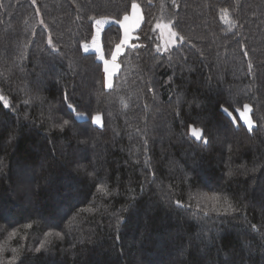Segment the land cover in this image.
I'll use <instances>...</instances> for the list:
<instances>
[{
  "label": "trees",
  "instance_id": "trees-1",
  "mask_svg": "<svg viewBox=\"0 0 264 264\" xmlns=\"http://www.w3.org/2000/svg\"><path fill=\"white\" fill-rule=\"evenodd\" d=\"M136 2L107 88L132 0H0V264H264V0Z\"/></svg>",
  "mask_w": 264,
  "mask_h": 264
},
{
  "label": "snow or ice",
  "instance_id": "snow-or-ice-1",
  "mask_svg": "<svg viewBox=\"0 0 264 264\" xmlns=\"http://www.w3.org/2000/svg\"><path fill=\"white\" fill-rule=\"evenodd\" d=\"M149 2H151V0H149ZM32 3L35 4L36 0H32ZM39 9H37V15H39ZM144 22V15L142 14V9H141V5L138 4L136 2V0H132V3L130 5V12H125V14L123 15V17L121 19H112V20H95L93 27L95 28V32L93 34V43L96 45V50L98 52H102V43L104 40V34H105V29L104 26L105 25H115L118 24L119 25V29L122 30V35L119 37V42L114 44V47L111 50V61H109L108 59H105V57L103 56V54L100 55V60H102L103 64H104V73H105V87L107 88H111V83L108 82L109 78L113 75H115V71H110L108 65L109 63H111L113 70H117L119 68V64H118V59L119 57L124 53L125 49L127 47H132V48H138V47H143V45H139V44H130V41H132L133 39H139L138 36L134 37L133 33L139 29L141 27V24ZM41 23H43V21H41ZM176 24H178V21L176 22ZM175 27V25L173 24L172 21H170L168 24H160L157 23L154 28L153 31H155L156 29H160V36L163 37L164 36V29H167V39L161 44V43H155L154 47H155V52L156 53H160V52H165V53H172L174 52L176 49H178L179 47H182L183 44L186 42L185 37L183 35H181L178 31L173 30V28ZM45 28L47 29V25H45ZM229 31H231V29H229ZM236 35H240L239 33H236ZM152 37H149V40H151ZM47 43L48 45L51 47L52 46V37L51 35H49L48 39H47ZM85 50H87V48L85 47ZM247 52H245V56H247ZM249 70L251 71L252 69V64L249 63L248 65ZM151 90V89H149ZM65 102L68 101L69 97L68 94H65ZM0 101H2L4 103V106L7 108L9 106L8 101L5 99V97L0 96ZM67 107L68 109H71L72 111H76V109L74 108L72 103H67ZM222 110L230 117H232V113L228 111V108H225L223 106H221ZM251 106L249 104H244L243 105V111H241L240 108L236 109V112L239 113L241 119L244 120V123L247 125L248 130L252 131L253 127H254V122L252 121L251 117L247 115V113L251 112ZM76 119H87L83 113H77ZM65 124L68 123V121H64ZM92 123L93 125L96 126H100L102 127V118L99 115H95L92 117ZM232 123L235 124L236 123V119L235 117H233L232 119ZM189 133L192 137L195 138L196 141H201L203 140V143L207 144L208 140L207 138L204 136L203 134V130L199 129V128H194L192 125H189ZM213 199H219L218 197H213ZM178 206H182L180 205L179 201H176ZM225 203H228L227 200H225ZM197 207H199V205H197ZM229 210L231 209V205H228ZM218 211V209H215ZM205 211V215H207V208L204 209ZM28 227H31V225H29ZM255 227V226H253ZM13 235L15 234L14 232L12 233ZM47 235V234H46ZM57 235H59V233H57ZM117 239H119V237H117ZM41 247H43V244L41 245ZM40 249L37 248V251H39Z\"/></svg>",
  "mask_w": 264,
  "mask_h": 264
},
{
  "label": "rangeland",
  "instance_id": "rangeland-1",
  "mask_svg": "<svg viewBox=\"0 0 264 264\" xmlns=\"http://www.w3.org/2000/svg\"><path fill=\"white\" fill-rule=\"evenodd\" d=\"M161 31V30H160ZM164 31V36L162 37V39H163V41H165L166 39H167V29H164L163 30ZM91 47H93L94 49H96V45L93 43L92 45H91ZM92 48V49H93ZM102 53L101 52H99V55H101ZM100 57V56H99ZM109 65H111V63H109ZM108 65V66H109ZM115 71V70H114ZM109 82V81H108ZM241 111H243V109H241ZM237 113V112H236ZM247 115L248 116H250V113H247ZM100 116V115H99ZM234 117V115L232 114V118ZM236 119V118H235ZM238 120H240L242 123H244V120L243 119H241V117H240V115H239V113H237V119H236V123H237V121ZM245 124V123H244ZM246 125V124H245ZM247 126V125H246Z\"/></svg>",
  "mask_w": 264,
  "mask_h": 264
},
{
  "label": "crops",
  "instance_id": "crops-1",
  "mask_svg": "<svg viewBox=\"0 0 264 264\" xmlns=\"http://www.w3.org/2000/svg\"><path fill=\"white\" fill-rule=\"evenodd\" d=\"M108 67H109L110 71H114L113 68H112V65H109Z\"/></svg>",
  "mask_w": 264,
  "mask_h": 264
}]
</instances>
